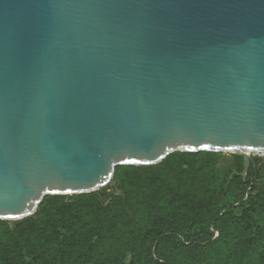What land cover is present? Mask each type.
<instances>
[{
  "label": "water",
  "instance_id": "water-1",
  "mask_svg": "<svg viewBox=\"0 0 264 264\" xmlns=\"http://www.w3.org/2000/svg\"><path fill=\"white\" fill-rule=\"evenodd\" d=\"M200 151L264 155V0H0V220Z\"/></svg>",
  "mask_w": 264,
  "mask_h": 264
},
{
  "label": "trees",
  "instance_id": "trees-1",
  "mask_svg": "<svg viewBox=\"0 0 264 264\" xmlns=\"http://www.w3.org/2000/svg\"><path fill=\"white\" fill-rule=\"evenodd\" d=\"M220 152L119 166L113 191L49 195L0 220V264H264V155L246 176ZM119 190V192H118Z\"/></svg>",
  "mask_w": 264,
  "mask_h": 264
},
{
  "label": "rangeland",
  "instance_id": "rangeland-1",
  "mask_svg": "<svg viewBox=\"0 0 264 264\" xmlns=\"http://www.w3.org/2000/svg\"><path fill=\"white\" fill-rule=\"evenodd\" d=\"M220 169L224 172H227L229 170L236 169L235 164V154L232 152H220ZM104 189L107 191H113L114 189V181L110 183L108 186H106ZM115 190V189H114ZM119 192V190H118ZM11 224H15L17 220H9Z\"/></svg>",
  "mask_w": 264,
  "mask_h": 264
}]
</instances>
